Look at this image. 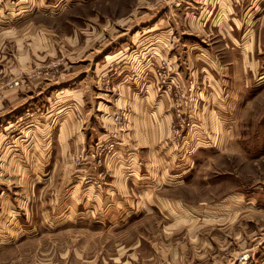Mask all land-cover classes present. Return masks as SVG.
I'll return each mask as SVG.
<instances>
[{
	"label": "rangeland",
	"instance_id": "374dc122",
	"mask_svg": "<svg viewBox=\"0 0 264 264\" xmlns=\"http://www.w3.org/2000/svg\"><path fill=\"white\" fill-rule=\"evenodd\" d=\"M264 256V0H0V264Z\"/></svg>",
	"mask_w": 264,
	"mask_h": 264
},
{
	"label": "crops",
	"instance_id": "0c3cea01",
	"mask_svg": "<svg viewBox=\"0 0 264 264\" xmlns=\"http://www.w3.org/2000/svg\"><path fill=\"white\" fill-rule=\"evenodd\" d=\"M240 257L241 256H238L232 260L226 259L225 262L222 260L220 264H264V256L254 258V256L247 255L246 261H240Z\"/></svg>",
	"mask_w": 264,
	"mask_h": 264
},
{
	"label": "built area",
	"instance_id": "2783aa9c",
	"mask_svg": "<svg viewBox=\"0 0 264 264\" xmlns=\"http://www.w3.org/2000/svg\"><path fill=\"white\" fill-rule=\"evenodd\" d=\"M240 261H246V256H241Z\"/></svg>",
	"mask_w": 264,
	"mask_h": 264
}]
</instances>
